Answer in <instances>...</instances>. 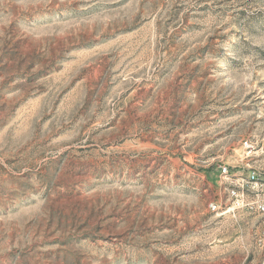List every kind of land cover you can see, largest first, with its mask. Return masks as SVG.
<instances>
[{
  "label": "rangeland",
  "instance_id": "1",
  "mask_svg": "<svg viewBox=\"0 0 264 264\" xmlns=\"http://www.w3.org/2000/svg\"><path fill=\"white\" fill-rule=\"evenodd\" d=\"M250 171L264 0H0V264H262Z\"/></svg>",
  "mask_w": 264,
  "mask_h": 264
},
{
  "label": "built area",
  "instance_id": "2",
  "mask_svg": "<svg viewBox=\"0 0 264 264\" xmlns=\"http://www.w3.org/2000/svg\"><path fill=\"white\" fill-rule=\"evenodd\" d=\"M249 147V142H245ZM229 172L226 166H222L221 173L227 175ZM230 176V175H229ZM229 183L224 188L227 196L232 200L235 207H244L251 210L257 216V228L255 233L256 245L262 255V264H264V183L259 181L255 171L250 174H234L228 178ZM211 210L217 209L216 204H210Z\"/></svg>",
  "mask_w": 264,
  "mask_h": 264
}]
</instances>
